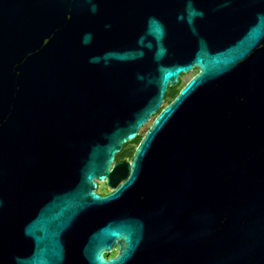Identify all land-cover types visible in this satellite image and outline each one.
Instances as JSON below:
<instances>
[{
	"label": "water",
	"instance_id": "obj_1",
	"mask_svg": "<svg viewBox=\"0 0 264 264\" xmlns=\"http://www.w3.org/2000/svg\"><path fill=\"white\" fill-rule=\"evenodd\" d=\"M0 264H264V0H0Z\"/></svg>",
	"mask_w": 264,
	"mask_h": 264
},
{
	"label": "trees",
	"instance_id": "obj_2",
	"mask_svg": "<svg viewBox=\"0 0 264 264\" xmlns=\"http://www.w3.org/2000/svg\"><path fill=\"white\" fill-rule=\"evenodd\" d=\"M179 91H180L179 88L169 89L166 94V101L168 103L171 102L177 96ZM140 141H141V136L137 140L125 145L123 151L117 156V159L121 161L132 159L135 153V150L138 144L140 143ZM113 255H114V252L110 254V257H112Z\"/></svg>",
	"mask_w": 264,
	"mask_h": 264
},
{
	"label": "flooded vegetation",
	"instance_id": "obj_3",
	"mask_svg": "<svg viewBox=\"0 0 264 264\" xmlns=\"http://www.w3.org/2000/svg\"><path fill=\"white\" fill-rule=\"evenodd\" d=\"M198 74V70L197 69H194L193 71H191V72H189V73H187V74H183V75H180V77H179V85L176 87V88H179V90H181L192 78H194L196 75ZM188 75H191V78L189 79V80H187V81H185V77L186 76H188ZM178 95V94H177ZM174 100V99H173ZM172 100V101H173ZM168 103V102H167ZM170 103V102H169ZM142 139V138H141ZM118 160V159H117ZM121 161V160H120ZM124 161H126V160H124ZM127 161H131V159H129V160H127ZM102 183V184H101ZM112 192V190H110L108 187H107V185H106V183L105 182H100L99 183V186H98V189H97V193L99 194V195H101V196H106V195H108L109 193H111ZM117 251L118 250H116L115 252H114V255L113 256H115L116 255V253H117ZM112 256V257H113Z\"/></svg>",
	"mask_w": 264,
	"mask_h": 264
},
{
	"label": "rangeland",
	"instance_id": "obj_4",
	"mask_svg": "<svg viewBox=\"0 0 264 264\" xmlns=\"http://www.w3.org/2000/svg\"><path fill=\"white\" fill-rule=\"evenodd\" d=\"M191 78V75L186 76L184 79L185 81L189 80ZM152 121H150L145 127L142 128V130L140 131V136L141 138L145 135L146 131L148 130V128L150 127ZM102 184V183H101Z\"/></svg>",
	"mask_w": 264,
	"mask_h": 264
}]
</instances>
